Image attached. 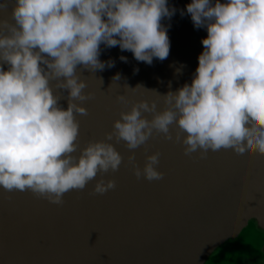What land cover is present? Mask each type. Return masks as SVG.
Returning a JSON list of instances; mask_svg holds the SVG:
<instances>
[{
    "label": "clouds",
    "instance_id": "1",
    "mask_svg": "<svg viewBox=\"0 0 264 264\" xmlns=\"http://www.w3.org/2000/svg\"><path fill=\"white\" fill-rule=\"evenodd\" d=\"M7 7L8 0L0 3V10ZM186 11L208 33L191 83L166 94L150 90L162 97V110L157 100L118 95L130 109L104 139L81 148L76 114L88 115L84 102L92 95L78 66L103 70L101 44L118 45L149 65L167 59L162 21L176 9L168 0H15L11 20L0 18V186L62 205L65 193L84 190L100 174L91 194L103 195L116 188L103 174L123 162L113 139L130 150L138 180H162L159 151L147 155L143 167L136 162L135 150L154 134L182 143L189 157L221 149L264 155V0H191ZM60 90L68 93L67 108Z\"/></svg>",
    "mask_w": 264,
    "mask_h": 264
},
{
    "label": "water",
    "instance_id": "2",
    "mask_svg": "<svg viewBox=\"0 0 264 264\" xmlns=\"http://www.w3.org/2000/svg\"><path fill=\"white\" fill-rule=\"evenodd\" d=\"M190 2L168 0L176 12L162 21L170 40L167 59L154 58L149 65L118 45L101 44L103 70L78 66L92 95L84 102L88 115L76 114L81 148L104 139L120 112L130 109L118 95L133 102L157 100L162 110V97L150 90L166 94L191 83L208 33L194 26L186 11ZM14 3L8 0L0 18L11 20ZM110 60L114 67L107 66ZM117 74L120 79L113 80ZM56 84L51 81L54 89ZM60 91L67 108L68 93ZM111 142L123 162L118 171L103 174L105 181H116L103 195L91 194L100 174L84 190L65 193L62 205L0 186V264H264V155L221 149L189 157L182 143L154 134L135 150L141 167L147 155L161 154L158 170L164 177L148 181L136 178L126 144Z\"/></svg>",
    "mask_w": 264,
    "mask_h": 264
}]
</instances>
